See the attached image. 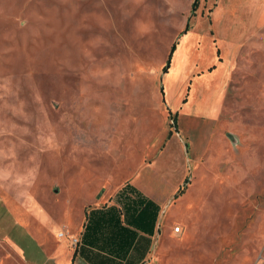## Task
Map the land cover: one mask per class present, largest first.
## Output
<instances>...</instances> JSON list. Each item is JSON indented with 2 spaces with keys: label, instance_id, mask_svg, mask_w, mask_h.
<instances>
[{
  "label": "rangeland",
  "instance_id": "rangeland-1",
  "mask_svg": "<svg viewBox=\"0 0 264 264\" xmlns=\"http://www.w3.org/2000/svg\"><path fill=\"white\" fill-rule=\"evenodd\" d=\"M132 188L155 264H261L264 0H0V234Z\"/></svg>",
  "mask_w": 264,
  "mask_h": 264
},
{
  "label": "crops",
  "instance_id": "crops-1",
  "mask_svg": "<svg viewBox=\"0 0 264 264\" xmlns=\"http://www.w3.org/2000/svg\"><path fill=\"white\" fill-rule=\"evenodd\" d=\"M142 194L155 202L146 192ZM114 196L115 194L112 197ZM114 203L115 200L109 198L96 199L80 215L67 211L61 217L60 226H57L58 222H51V230H47L49 218L44 211H38L35 222L14 220L25 236L35 242L37 258L30 254L17 236L10 233L12 226L8 233L0 234V264H155L157 254L165 249L161 234L158 233L159 224L162 222V206L158 205L154 230L149 235L129 226V231L121 228L125 226L122 216L120 225L107 215H88L91 210L118 207ZM61 232L66 236L58 237ZM71 236L79 239L76 247L69 243L68 237Z\"/></svg>",
  "mask_w": 264,
  "mask_h": 264
},
{
  "label": "trees",
  "instance_id": "trees-1",
  "mask_svg": "<svg viewBox=\"0 0 264 264\" xmlns=\"http://www.w3.org/2000/svg\"><path fill=\"white\" fill-rule=\"evenodd\" d=\"M183 191L184 187L182 186L178 189L174 196L178 197ZM132 192L134 195L131 197L125 192V190L118 191L114 196L115 203L118 205V207L110 206L106 210H91L88 215H93L95 213L107 215L112 217L113 220L115 219L120 225L122 222V220H120V216H122L125 226H121V228L124 230L129 231V227H132L136 230L151 235L153 233L155 222L158 216L159 206L152 200L144 197L141 193L136 192V190L133 188ZM78 244L79 239L77 245Z\"/></svg>",
  "mask_w": 264,
  "mask_h": 264
},
{
  "label": "built area",
  "instance_id": "built-area-1",
  "mask_svg": "<svg viewBox=\"0 0 264 264\" xmlns=\"http://www.w3.org/2000/svg\"><path fill=\"white\" fill-rule=\"evenodd\" d=\"M176 230L178 231V228H176ZM63 236H66L63 232L58 234V237H63ZM68 239H69V243H70L71 246H76L77 245V243H78V239L77 238L70 237ZM259 261L261 262V264H264V257H261Z\"/></svg>",
  "mask_w": 264,
  "mask_h": 264
},
{
  "label": "bare ground",
  "instance_id": "bare-ground-1",
  "mask_svg": "<svg viewBox=\"0 0 264 264\" xmlns=\"http://www.w3.org/2000/svg\"><path fill=\"white\" fill-rule=\"evenodd\" d=\"M174 231H177V230H176V229H174ZM178 231H179V229H178ZM178 231H177V232H178Z\"/></svg>",
  "mask_w": 264,
  "mask_h": 264
}]
</instances>
